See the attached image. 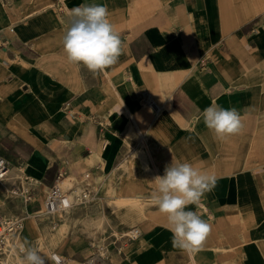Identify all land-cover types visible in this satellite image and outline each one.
<instances>
[{
  "label": "crops",
  "instance_id": "crops-1",
  "mask_svg": "<svg viewBox=\"0 0 264 264\" xmlns=\"http://www.w3.org/2000/svg\"><path fill=\"white\" fill-rule=\"evenodd\" d=\"M82 4L106 6L123 42L103 73L64 52L69 12ZM212 104L235 108L242 132L217 139L202 119ZM0 155L13 167L0 182L6 214L22 172L39 182V196L14 204L33 248L51 238L42 207L60 171L64 188L93 191L76 206L92 234L76 232L66 264H264V0H0ZM172 160L217 177L202 207L188 209L211 225L191 258L173 247L158 206L140 201L153 200ZM126 201L138 213H116ZM133 222L142 235L119 242Z\"/></svg>",
  "mask_w": 264,
  "mask_h": 264
},
{
  "label": "clouds",
  "instance_id": "clouds-1",
  "mask_svg": "<svg viewBox=\"0 0 264 264\" xmlns=\"http://www.w3.org/2000/svg\"><path fill=\"white\" fill-rule=\"evenodd\" d=\"M109 15L107 7L98 4H82L70 10L69 27L62 38L70 63L82 64L94 74L117 63L123 42ZM202 119L219 140L240 134L244 127L235 108L217 104L204 109ZM153 180L156 190L152 198L159 212L166 216L173 247L194 257L203 249L211 225L198 212L188 209L190 205L202 207V197L215 187L217 177L192 163L172 160L163 174ZM18 247L23 254L21 264H46L45 257L27 241Z\"/></svg>",
  "mask_w": 264,
  "mask_h": 264
},
{
  "label": "built area",
  "instance_id": "built-area-1",
  "mask_svg": "<svg viewBox=\"0 0 264 264\" xmlns=\"http://www.w3.org/2000/svg\"><path fill=\"white\" fill-rule=\"evenodd\" d=\"M143 99L155 112L160 111V106L148 92H144ZM11 168V162L0 155V181L8 178ZM23 176L26 183L25 189L23 186L17 187L23 191L21 195L24 202L30 203L37 194L39 182L24 172ZM65 178V172L60 171L56 175L55 183L48 189L43 203V212L47 213L50 224L54 227L58 225L57 220L53 217L57 211L71 208L75 204L88 202L94 198V193L88 186L79 188L76 184L70 188H64L62 183ZM23 218L22 215L9 216L0 211V264H21L23 254L19 251L18 246L22 243ZM141 235V228L133 226L126 232L124 242L137 239ZM52 254V258L57 264H66L67 261L62 254L57 252ZM89 263L94 264L95 258L91 257Z\"/></svg>",
  "mask_w": 264,
  "mask_h": 264
},
{
  "label": "rangeland",
  "instance_id": "rangeland-1",
  "mask_svg": "<svg viewBox=\"0 0 264 264\" xmlns=\"http://www.w3.org/2000/svg\"><path fill=\"white\" fill-rule=\"evenodd\" d=\"M16 184L18 187L20 186H25V180L23 178V176L17 178L16 180ZM10 201V205H12V208L15 210L14 214H6L3 210L2 207L0 206V211L2 213H4L5 215H9V216H18L21 215L22 212L20 213V209L14 207V204L17 203V205H19L21 202L24 201L23 196L22 195H17V196H12L8 199ZM141 202H143L144 207L149 206V204L154 203L153 200H146V199H141ZM38 203V200L36 202H33L32 204H30L29 209L33 210L34 208V204ZM115 205H113V209L115 210L116 213H119L117 210L120 209L121 207H124V209H126L128 212V214H125V216H130V214H136L138 213L136 210H131L132 204L128 201L126 202H119V203H113ZM16 205V204H15ZM78 205L81 204H77L74 207L69 208V210H67L64 214V216L62 217H58V216H53L57 222L58 225L56 227L52 226L50 224L49 221V216L47 215L46 219H45V228L49 231L51 238L50 240H48L47 238H45L44 236L39 239L36 243L34 242V248L35 245L36 247L39 246V248H37V250L40 252L41 255H46L45 260H46V264H55L53 259L51 258L52 256H50V253H47V250L52 251V252H57L59 254H63V251L65 249H69L71 250L72 247H76L77 243H78V239H76V232H81L84 233L85 235L91 236L92 233L87 232L88 227L90 226L87 223V219H83L80 216H82L83 214H81V212H77V207ZM38 209V208H36ZM40 209V208H39ZM102 210V209H101ZM33 212H30V214ZM84 215L87 216V212H84ZM131 217V216H130ZM28 225H31V220L27 221ZM135 224H139L137 222H133L130 224V228L122 231V233H118V241L120 242V237L122 236L123 238L125 237L124 233H126L129 229H131ZM100 229H102L103 227V223L99 224ZM52 236H58L57 239L52 238ZM21 241L23 243V239L21 236ZM93 241H95L96 245L98 246V240L93 238ZM47 243H51V245H47ZM103 245H106L105 243ZM101 254L103 256L106 255V251L101 252ZM88 263L90 262V257L87 259Z\"/></svg>",
  "mask_w": 264,
  "mask_h": 264
},
{
  "label": "bare ground",
  "instance_id": "bare-ground-1",
  "mask_svg": "<svg viewBox=\"0 0 264 264\" xmlns=\"http://www.w3.org/2000/svg\"><path fill=\"white\" fill-rule=\"evenodd\" d=\"M13 168V167H12ZM12 168H11V171H10V173H9V176H8V178L11 176V172H12ZM21 176H23V172L21 173V175L19 176V177H21ZM23 178H24V176H23ZM6 180V179H5ZM4 181V180H3ZM69 181V180H68ZM0 182H2V181H0ZM24 187V189H25V186H23ZM17 188V189H16ZM11 191L14 193V194H17V195H21V194H23V191H21V189H19L18 187H17V184L11 189ZM39 193H40V187H39V185H38V191H37V194H36V196H39ZM135 200V199H134ZM140 200V199H139ZM134 202V201H133ZM25 203H28V202H25ZM44 203V202H43ZM133 210V209H132ZM62 210H59V211H57L55 214H60V212H61ZM42 212H43V207H42ZM44 213V212H43ZM47 214V213H46ZM65 214V213H64ZM37 214L36 213H31L30 215H28V216H30L31 218H35V216H36ZM24 218V223H23V228H22V236H23V233H24V231H25V227H26V217L27 216H23ZM126 233H124V235H125ZM125 238V237H124ZM48 253H50V256H52L53 254H52V251H49V250H47V253L46 254H48ZM54 260V259H53ZM56 263V262H55ZM57 264V263H56Z\"/></svg>",
  "mask_w": 264,
  "mask_h": 264
}]
</instances>
